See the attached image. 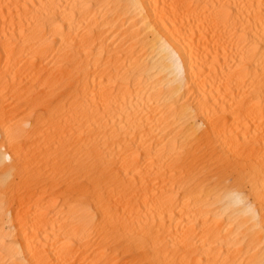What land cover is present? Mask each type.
I'll list each match as a JSON object with an SVG mask.
<instances>
[{
  "label": "bare ground",
  "instance_id": "bare-ground-1",
  "mask_svg": "<svg viewBox=\"0 0 264 264\" xmlns=\"http://www.w3.org/2000/svg\"><path fill=\"white\" fill-rule=\"evenodd\" d=\"M0 264H264V0H0Z\"/></svg>",
  "mask_w": 264,
  "mask_h": 264
}]
</instances>
